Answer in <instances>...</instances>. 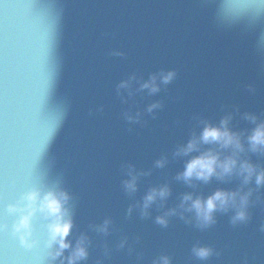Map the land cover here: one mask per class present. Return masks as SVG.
<instances>
[{"label":"water","instance_id":"95a60500","mask_svg":"<svg viewBox=\"0 0 264 264\" xmlns=\"http://www.w3.org/2000/svg\"><path fill=\"white\" fill-rule=\"evenodd\" d=\"M152 77L156 92L142 88ZM222 121L239 149L200 140ZM261 124L264 0H0V261L68 264L83 239L76 264H264V149L248 140ZM209 151L236 167L185 180ZM244 162L255 168L248 183ZM32 190L67 194L71 247L56 259L39 212L26 243L15 231ZM217 191L250 192L246 218L234 219L239 196L209 223L187 210L186 195Z\"/></svg>","mask_w":264,"mask_h":264},{"label":"clouds","instance_id":"9594fccd","mask_svg":"<svg viewBox=\"0 0 264 264\" xmlns=\"http://www.w3.org/2000/svg\"><path fill=\"white\" fill-rule=\"evenodd\" d=\"M229 6L238 7V5ZM172 76L173 73H168L163 75L161 80L163 83H168L172 79ZM125 86H127L126 83L121 84V87ZM142 88H148L151 92L158 91L156 77H152L150 82L144 83ZM152 107H156V105H152L149 111H151ZM129 119H132V117H129ZM221 123L222 127L219 128L206 126L201 133L200 140L204 143H221L224 147L235 145L239 149L241 145L238 136L226 128V121H222ZM248 140L253 151L264 149V124L257 126L248 137ZM195 147L196 141H190L183 151L187 153L194 150ZM162 163V161H158L157 165L162 166ZM236 165L237 160L235 158H229L221 162L218 154L209 151L190 160L185 166L182 177L185 180H191L195 177L196 179L207 181L213 175L217 174V168H220L222 173L228 174L232 172ZM240 173L244 177V183H248L255 173V168L251 164L244 162L240 164ZM129 175L131 179L125 181V187L128 191L133 192L136 189V176L131 171ZM256 183L257 185L264 183V172L256 173ZM167 195L168 188L166 186L151 190L145 197L144 209L146 210L157 197L163 199ZM249 195L250 192L241 195L236 192L228 193L217 191L206 200L200 198L194 199L190 194L186 195L183 199L184 203L191 202L188 204V211H194L198 219H201L204 223H209L213 220V213L215 211L218 209H226L230 203L235 204L237 196H239L240 210L237 211L234 219H245L246 212L244 209L248 203ZM67 199L66 193L57 194L52 191L41 194L37 190H32L23 194L22 200L24 201V208L19 210L22 214L14 225L15 231L20 234L21 241L24 243L27 242V238L31 234L32 219L39 212L48 221L46 225L49 233L48 246L58 245L56 250L51 253L52 258L56 259L62 255L65 249L70 248L71 244L67 240V237L72 228V220L65 208ZM8 211L16 212L17 209L15 207H9ZM157 220L161 224H166V220L163 217H158ZM194 251L201 258H205L210 254V249L208 248L195 249ZM86 256L87 250L85 242L81 239L69 256L68 264H76L77 261L84 259ZM0 264H3V262L0 261ZM160 264H169L168 258L162 257Z\"/></svg>","mask_w":264,"mask_h":264}]
</instances>
